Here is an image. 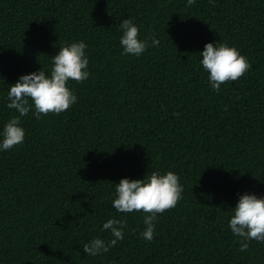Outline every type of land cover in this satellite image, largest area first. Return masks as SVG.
I'll return each mask as SVG.
<instances>
[{
	"label": "trees",
	"instance_id": "16d2710c",
	"mask_svg": "<svg viewBox=\"0 0 264 264\" xmlns=\"http://www.w3.org/2000/svg\"><path fill=\"white\" fill-rule=\"evenodd\" d=\"M0 0V132L18 115L8 88L50 73L59 48L83 41L89 78L68 82V110L21 117L24 142L0 151V264H264V242L239 250L228 227L241 195L264 198V0ZM155 38L122 55L119 25ZM223 44L250 69L215 92L200 64L204 45ZM172 171L183 187L158 215L112 207L121 179ZM124 238L90 256L85 243Z\"/></svg>",
	"mask_w": 264,
	"mask_h": 264
},
{
	"label": "clouds",
	"instance_id": "9594fccd",
	"mask_svg": "<svg viewBox=\"0 0 264 264\" xmlns=\"http://www.w3.org/2000/svg\"><path fill=\"white\" fill-rule=\"evenodd\" d=\"M211 2V0H210ZM195 0H187L186 6H191ZM122 32L119 43L122 55L139 57L150 46H158L159 41L151 38L139 39V28L131 19H124L119 25ZM87 45L83 41L66 44L59 48L52 57L50 73L40 69L38 72L21 76L8 88L7 108L15 110L13 116L0 132V151H7L24 142L25 131L20 126L21 117L30 111L36 119L43 115L56 114L68 110L77 101L76 95L68 88V82L81 83L89 78L87 71L89 61L85 54ZM200 64L208 73V81L212 89L219 93L221 85L241 78L251 67L246 57L226 43L204 45ZM115 198L112 207L119 213H144L145 229L140 234L143 239L151 242L154 239V221L158 215L175 208L182 199L183 187L179 177L172 171L161 174L153 171L142 180L121 179L115 185ZM232 216L228 222L231 232L239 237V250L246 252L249 242H264V198L243 194L240 196ZM126 222L115 217L109 219L103 229L110 231L114 239L105 242L94 238L85 243L83 252L90 256L106 253L124 238L123 229Z\"/></svg>",
	"mask_w": 264,
	"mask_h": 264
}]
</instances>
